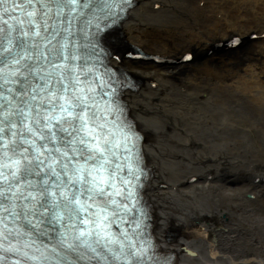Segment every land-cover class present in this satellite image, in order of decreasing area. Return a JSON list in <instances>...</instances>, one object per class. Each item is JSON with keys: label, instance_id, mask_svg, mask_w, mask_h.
Instances as JSON below:
<instances>
[{"label": "bare ground", "instance_id": "1", "mask_svg": "<svg viewBox=\"0 0 264 264\" xmlns=\"http://www.w3.org/2000/svg\"><path fill=\"white\" fill-rule=\"evenodd\" d=\"M118 39L149 55L111 61L136 80L123 99L160 247L173 264H264V184L248 182L264 173V0H133Z\"/></svg>", "mask_w": 264, "mask_h": 264}, {"label": "snow or ice", "instance_id": "2", "mask_svg": "<svg viewBox=\"0 0 264 264\" xmlns=\"http://www.w3.org/2000/svg\"><path fill=\"white\" fill-rule=\"evenodd\" d=\"M5 3L0 0V6ZM81 3L12 0L11 10L4 7L2 11L16 21L15 27L0 15V22L8 26L7 37L0 27V252L19 251L9 240L22 235L12 226L18 219L23 217L35 229L40 220L34 224L28 217L48 212L50 220L63 222L73 233L71 243L61 234L60 243L68 249L86 246L97 252L94 245H99L118 260L125 248L124 241L111 231L117 219L124 222L121 213L130 211L124 200L132 195L125 196L129 181L120 175L123 166L113 161L120 142L103 132L104 110L95 101L93 82L82 81L75 66L67 63L78 57L61 52L57 60L52 58L53 49L40 52V40L46 41L43 47L47 48L63 31L58 24L64 10L75 12L73 6ZM17 9L20 15H12ZM13 32L18 33L15 42ZM33 53L46 62V68L16 67L32 60ZM41 71L44 74L37 76ZM120 236L130 240L127 230ZM5 241H9L7 247ZM117 244L118 249L111 247ZM130 246L135 248L134 241ZM5 260L0 255V264Z\"/></svg>", "mask_w": 264, "mask_h": 264}, {"label": "rangeland", "instance_id": "3", "mask_svg": "<svg viewBox=\"0 0 264 264\" xmlns=\"http://www.w3.org/2000/svg\"><path fill=\"white\" fill-rule=\"evenodd\" d=\"M197 5V4H196ZM257 6L252 5L249 2H246V4L244 5V10H245V15L247 17H251L253 15V13H255L257 11ZM253 76L255 77V75L253 74ZM250 193V192H249Z\"/></svg>", "mask_w": 264, "mask_h": 264}]
</instances>
